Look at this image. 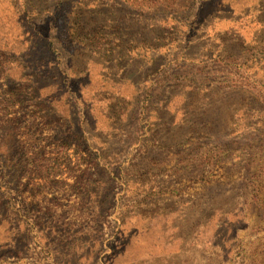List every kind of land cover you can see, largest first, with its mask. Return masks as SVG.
Segmentation results:
<instances>
[{"label": "rangeland", "instance_id": "obj_1", "mask_svg": "<svg viewBox=\"0 0 264 264\" xmlns=\"http://www.w3.org/2000/svg\"><path fill=\"white\" fill-rule=\"evenodd\" d=\"M0 264H264V0H0Z\"/></svg>", "mask_w": 264, "mask_h": 264}]
</instances>
